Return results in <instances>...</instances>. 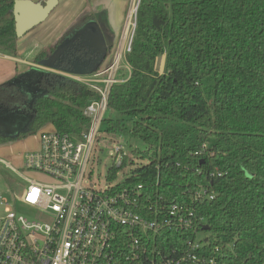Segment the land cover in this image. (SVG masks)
Listing matches in <instances>:
<instances>
[{
    "label": "trees",
    "instance_id": "trees-1",
    "mask_svg": "<svg viewBox=\"0 0 264 264\" xmlns=\"http://www.w3.org/2000/svg\"><path fill=\"white\" fill-rule=\"evenodd\" d=\"M13 2L0 0V52L15 56ZM60 41L39 49L32 62L48 58ZM124 60L130 73L107 100L118 116L103 124L108 133L143 141L145 148L132 153L148 161L125 183L141 184L150 201L183 203L204 217L194 233H165L162 247L181 253L203 232L194 252L205 261L185 264H264V0H140ZM46 85L28 130L0 135V144L50 124L77 135L88 122L82 110L95 92L57 73ZM108 171L115 177L116 169ZM198 185L209 186L213 198L194 201Z\"/></svg>",
    "mask_w": 264,
    "mask_h": 264
},
{
    "label": "built area",
    "instance_id": "built-area-1",
    "mask_svg": "<svg viewBox=\"0 0 264 264\" xmlns=\"http://www.w3.org/2000/svg\"><path fill=\"white\" fill-rule=\"evenodd\" d=\"M139 2L132 1L122 35L114 44L112 57L106 65L88 74L64 73L95 92L98 98L83 108V116L88 122L81 124L77 135L55 128L42 130L39 148L24 154V169L31 175H43L49 180L26 176L0 159L23 185L20 191L7 187V196L0 197V264H185L205 261L204 256L194 252L203 246L200 232L187 240L181 253L172 247L164 249L160 244L167 239L165 233L195 232L204 217L197 215L193 207L166 203L161 197L150 201L141 184L125 183L129 176L117 184L95 186L83 183L93 142L103 124L111 86L121 82L117 79L118 71L125 53L130 51ZM125 68L129 75V66ZM126 163L127 155L118 145L109 169L118 171ZM108 172L111 181L114 177ZM209 174L214 177L220 172ZM190 196L201 202L212 199L214 192L209 186L198 185ZM208 263L213 264V259L209 258Z\"/></svg>",
    "mask_w": 264,
    "mask_h": 264
},
{
    "label": "water",
    "instance_id": "water-1",
    "mask_svg": "<svg viewBox=\"0 0 264 264\" xmlns=\"http://www.w3.org/2000/svg\"><path fill=\"white\" fill-rule=\"evenodd\" d=\"M58 0H14L12 12L14 29L17 38L22 37L30 29L43 22ZM115 40L109 37L105 28L98 25L95 20H90L81 26L71 29L67 35L56 45L48 58L36 63L30 69L21 72L10 79L7 84H14L19 91L26 95L27 101L32 103L36 98L46 94V90L40 84L47 80L46 77L52 70L69 72L74 74H88L95 71L102 63L106 53L112 49ZM85 48L90 54L87 60H78L77 57L69 59L68 53ZM68 60L69 66H63L62 61ZM33 113H25L20 110L0 109V135L15 137L28 130L33 120ZM204 225V229H207Z\"/></svg>",
    "mask_w": 264,
    "mask_h": 264
},
{
    "label": "rangeland",
    "instance_id": "rangeland-1",
    "mask_svg": "<svg viewBox=\"0 0 264 264\" xmlns=\"http://www.w3.org/2000/svg\"><path fill=\"white\" fill-rule=\"evenodd\" d=\"M131 29L132 27L130 26L129 32ZM123 30L124 26L119 30L120 32L118 34V41ZM115 44H117V42ZM32 46L33 45L31 44L30 47ZM39 48H42V45H39ZM39 48L35 49V51H38ZM111 54L109 57H112ZM32 57L30 58L29 62H32ZM121 65L122 67L118 71L117 79L123 81L128 75V68H125L128 67V65L124 59L121 60ZM155 68L159 73L163 72V68L161 67V56L156 58ZM8 81L9 80L5 81V83ZM117 116L118 115L115 112L110 110H106L104 113L105 118H116ZM52 129V124L46 125L43 129L41 128L35 134L28 135L26 138H20L6 142V145L0 144V159L9 163L13 168L21 173H24L26 176H35L36 179L41 181H48L49 179L46 176L38 174L31 175L28 173L24 169L23 156L25 153L37 150L39 148V134L42 130ZM118 145H121L122 150L127 155V163L122 168L118 169L116 176L110 181V179L107 177V172L113 162L114 149ZM144 148L145 144L140 139H136L129 134L123 135L119 133H108L105 131V124H103L100 131L96 135L88 157V162L85 169V177L83 180L84 185H89L92 183L95 186H103L108 183L117 184L122 182L131 174L133 169L148 163L146 160L135 158L132 153V150L134 149L143 150ZM7 187L13 191H20L23 188V185L19 183L15 173L11 172L9 168L0 162V197L7 196ZM204 234L205 233L201 232L199 236L204 237Z\"/></svg>",
    "mask_w": 264,
    "mask_h": 264
},
{
    "label": "crops",
    "instance_id": "crops-1",
    "mask_svg": "<svg viewBox=\"0 0 264 264\" xmlns=\"http://www.w3.org/2000/svg\"><path fill=\"white\" fill-rule=\"evenodd\" d=\"M34 1L43 2L44 0ZM132 1L133 0H58L56 6L43 22L18 38L17 54L15 56L0 52V85L14 78L19 73L33 66H38L34 65L36 63L29 62L30 58L37 52L35 49L39 48V45H42V48H44L48 45L55 44L56 41L63 37L84 14L94 13L99 16L106 27L116 33V42L118 40L119 30L122 29L126 22V17ZM31 44L33 45L32 47H30ZM161 58V67L163 68L164 55H162ZM109 59L110 57L104 61L105 63H103V65H106ZM52 71L57 74L59 72L56 70ZM60 73L62 75H59L62 77L68 78L64 73L69 72L60 71ZM40 87L47 92L48 86L46 85V80L40 84ZM2 93L3 91H0V94ZM1 144L6 145L7 143Z\"/></svg>",
    "mask_w": 264,
    "mask_h": 264
},
{
    "label": "flooded vegetation",
    "instance_id": "flooded-vegetation-1",
    "mask_svg": "<svg viewBox=\"0 0 264 264\" xmlns=\"http://www.w3.org/2000/svg\"><path fill=\"white\" fill-rule=\"evenodd\" d=\"M82 17H85V18L79 26L83 25L87 21L95 20L98 23V25L105 28L107 35L109 37H112L113 40H115L116 33H114V31L107 28L105 23L102 22V20L99 16H97L94 13H89V14H84ZM67 33L63 37H61V40H62V38H64L67 35ZM86 51L87 50L85 48H81V49L76 50L72 53H68L66 57L68 58V60L74 59L75 57H77L78 60H80V61L87 60L90 57V54L86 53ZM110 53H111V49L106 53L105 58L103 59L101 65L109 57ZM68 60L65 59L64 61L61 62V64L63 66H69V64L67 63ZM50 74L46 77V79H48L50 77ZM27 99L28 98L26 97V95L19 92L18 87L16 85L8 84L7 88L5 90H3L2 94H0V109L5 108L8 110H20V111H23L25 113H33V106H32L33 102L29 103L27 101Z\"/></svg>",
    "mask_w": 264,
    "mask_h": 264
},
{
    "label": "bare ground",
    "instance_id": "bare-ground-1",
    "mask_svg": "<svg viewBox=\"0 0 264 264\" xmlns=\"http://www.w3.org/2000/svg\"><path fill=\"white\" fill-rule=\"evenodd\" d=\"M162 59V58H161Z\"/></svg>",
    "mask_w": 264,
    "mask_h": 264
}]
</instances>
